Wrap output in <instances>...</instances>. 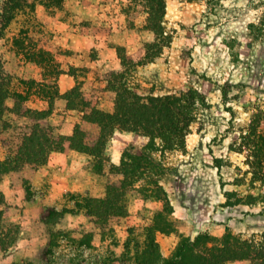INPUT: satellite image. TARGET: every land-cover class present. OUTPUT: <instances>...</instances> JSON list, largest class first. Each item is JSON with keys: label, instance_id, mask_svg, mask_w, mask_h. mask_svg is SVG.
<instances>
[{"label": "rangeland", "instance_id": "rangeland-1", "mask_svg": "<svg viewBox=\"0 0 264 264\" xmlns=\"http://www.w3.org/2000/svg\"><path fill=\"white\" fill-rule=\"evenodd\" d=\"M30 1L34 10H20L0 38V76L11 89L32 92L25 102L6 101L10 110L0 118L1 155L15 152L23 131L19 127L28 130L39 122L52 136L59 134L54 122H61L65 110L80 120L79 109L53 96L61 73L73 75L83 90L98 92L107 111L114 109L108 86L112 70H125L139 92L195 88L206 104H200L183 149L153 151L147 148L149 136L116 129L102 168L94 156L75 150L80 153L72 156L67 173L43 188L33 182L49 158L36 169L10 162L0 186L8 177L15 200L9 203L0 188V264H140L139 258L162 264L184 236L208 232L219 239L230 230L259 239L264 180H253L245 154L235 148L252 112L264 110V0H166L170 37L161 49L151 47L157 39L146 27L151 0H63L51 7L47 0ZM15 36L32 51L48 50L50 60L39 63L16 54ZM42 82L49 85L43 89L46 97ZM50 95L53 112L47 117L24 112L48 109ZM4 122L11 125L3 128ZM67 148L71 151L68 143ZM127 149L151 159L150 170L167 190L173 211L167 212L164 202L138 181L125 190L124 214H112L106 224L94 222L89 205L106 197L110 179L122 177L111 166L121 162ZM226 190L237 192L234 200L243 199L226 204ZM249 194L258 199L250 201ZM157 219L160 225L171 222V228L155 232L158 247L152 253L147 234Z\"/></svg>", "mask_w": 264, "mask_h": 264}, {"label": "trees", "instance_id": "trees-1", "mask_svg": "<svg viewBox=\"0 0 264 264\" xmlns=\"http://www.w3.org/2000/svg\"><path fill=\"white\" fill-rule=\"evenodd\" d=\"M63 0H47L45 4L59 5ZM152 4L148 10L147 28L155 33V40L151 47H161L169 41V31L165 25L166 0H151ZM35 4L30 0H0V38L4 35L6 28L17 16L20 10H34ZM26 30H22V32ZM13 47H16V54L23 53L26 59L37 62L49 59L50 53L44 48L39 51H32L27 48L25 42L19 37H14ZM152 54L149 52L147 58ZM50 60V59H49ZM0 73H2L0 71ZM127 72L110 71L108 86L114 93V109L107 111L101 106L99 93H92L90 90H83L77 83L68 91L61 93L58 84H53L54 97L60 96L66 99L67 107L79 109L81 118L76 122L72 135L54 134L49 136L46 125L39 122L33 123L29 129H23L19 143L6 159H0V177L6 171L8 164H21L22 168H38L47 162L49 154L54 150H65L69 147L91 156L103 167L106 156V145L116 129L129 130L142 133L150 137L147 148L160 150L162 152L185 148L187 134L191 131L192 123L198 116L200 104H206V98L197 89L175 90L163 94L155 92H139L131 87ZM33 82H36L35 80ZM4 82L0 76V118L4 112L10 110L7 99L13 98L15 103L18 100L25 102L32 92L13 90ZM41 90L49 85L42 82ZM42 91L43 97H46ZM48 93V92H47ZM50 94V93H49ZM52 94V93H51ZM52 95H50L51 97ZM48 109L26 108L24 112L32 116L43 117L50 115L52 110V97ZM18 105V104H17ZM10 122H4L3 128L10 126ZM3 134V132H2ZM20 134V132H18ZM4 142V135L0 138ZM6 143L10 144V141ZM235 150L245 154V162L249 164L253 172V180L259 178L264 180V110L256 107L252 112L247 127L242 131L240 140ZM146 153H133L130 149L123 152L121 162L113 164V174L122 172L120 179H110L106 197L89 205V214H92L94 222L107 223L108 217L122 215L125 213L123 196L127 187L143 181L142 186L150 190L151 196L164 202V209L167 212L173 211L170 197L167 190L160 183L159 179L152 172L151 159ZM13 155V156H12ZM248 172V171H247ZM2 193L0 192V195ZM226 204L234 205L243 198L239 196L234 200L236 191H225ZM250 201L258 199L254 194L248 195ZM161 216V215H160ZM99 217L103 219L100 220ZM155 223L150 226L147 240L151 246L152 253H155L158 242L155 232L160 229L166 231L171 228L170 223L160 225ZM144 256V252L141 253ZM157 257L154 259L156 261ZM236 259H248L250 264H264V232L259 239L243 237L228 230L221 238L214 239L208 232L200 233L195 237L184 236L181 238L172 256L166 258L162 264H223ZM145 259L139 258L140 264H145ZM149 264L152 261L148 258Z\"/></svg>", "mask_w": 264, "mask_h": 264}, {"label": "crops", "instance_id": "crops-1", "mask_svg": "<svg viewBox=\"0 0 264 264\" xmlns=\"http://www.w3.org/2000/svg\"><path fill=\"white\" fill-rule=\"evenodd\" d=\"M76 83V79L73 75H70L69 73H61V75L58 78V88L61 93H64L71 89ZM41 102H45V99H40ZM39 100V101H40ZM48 103V101L46 100ZM49 105V103L47 104ZM41 109H45V106H38ZM62 109H65L64 106L60 107ZM64 118L61 120V122H54L55 127L59 134H63L65 136L72 135L74 131V127L76 124L77 118L79 119V115H77V118L75 115L71 114L69 110L64 111ZM0 151L2 152V146L0 144ZM80 152H75V149L71 148V151H68V148L64 151L62 150H54L49 155L48 162L41 168L37 169L35 172L34 177V186L37 188H43L42 186H48V184L52 183V181L55 179V176L57 174H66L67 167L70 166L71 158L73 155L79 154ZM6 157V154L3 153L0 154V159L4 160ZM10 179L7 177L4 183L1 184L0 188L7 194V198H9V203L14 202V194L13 188L10 190V186L12 185L10 182Z\"/></svg>", "mask_w": 264, "mask_h": 264}]
</instances>
